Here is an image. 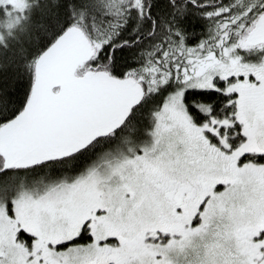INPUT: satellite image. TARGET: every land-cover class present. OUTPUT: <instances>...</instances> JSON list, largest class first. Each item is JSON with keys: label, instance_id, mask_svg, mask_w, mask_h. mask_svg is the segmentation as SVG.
I'll return each instance as SVG.
<instances>
[{"label": "snow or ice", "instance_id": "1", "mask_svg": "<svg viewBox=\"0 0 264 264\" xmlns=\"http://www.w3.org/2000/svg\"><path fill=\"white\" fill-rule=\"evenodd\" d=\"M0 264H264V0H0Z\"/></svg>", "mask_w": 264, "mask_h": 264}]
</instances>
